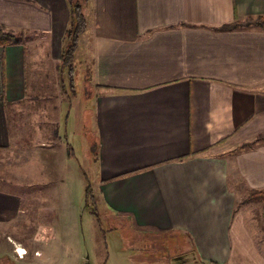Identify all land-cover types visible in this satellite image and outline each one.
I'll return each mask as SVG.
<instances>
[{
    "label": "crops",
    "instance_id": "crops-1",
    "mask_svg": "<svg viewBox=\"0 0 264 264\" xmlns=\"http://www.w3.org/2000/svg\"><path fill=\"white\" fill-rule=\"evenodd\" d=\"M84 9L106 209L139 233L186 235L200 260L264 264L258 228L245 223L264 204L242 203L264 190V26L223 28L264 15V0H85ZM69 21L68 0H0V26L24 35L0 47V149L16 130L8 106L27 98L29 50V64L39 62L33 41L56 44ZM22 203L0 186V224L22 220ZM6 238L11 254L30 251Z\"/></svg>",
    "mask_w": 264,
    "mask_h": 264
},
{
    "label": "rangeland",
    "instance_id": "rangeland-1",
    "mask_svg": "<svg viewBox=\"0 0 264 264\" xmlns=\"http://www.w3.org/2000/svg\"><path fill=\"white\" fill-rule=\"evenodd\" d=\"M72 1L82 7L85 3ZM70 25L56 34V44L53 35L33 41L39 62L36 68L29 64V50L27 98L7 108L16 130L11 126L12 144L0 149V186L22 197L25 214L22 220L0 224L5 230L0 235V264H177L182 258L174 254L189 252L192 246L188 238L139 233L102 201L94 121L99 94L91 75L89 31L77 35L70 67L65 62L73 43ZM245 218L251 231V222L256 224V242L264 245L263 216ZM39 223L46 224L43 239L32 241ZM6 234L30 251H19L22 257L11 254ZM30 246L41 253L34 254ZM260 255L264 259V251Z\"/></svg>",
    "mask_w": 264,
    "mask_h": 264
},
{
    "label": "trees",
    "instance_id": "trees-1",
    "mask_svg": "<svg viewBox=\"0 0 264 264\" xmlns=\"http://www.w3.org/2000/svg\"><path fill=\"white\" fill-rule=\"evenodd\" d=\"M68 5H69V17H70L69 23L71 24L69 27V34H70L69 36L71 38L70 40H72L73 43L69 46L70 49L67 52H65V56H66L65 62H67V64H69V66L71 67L70 60H72V55L75 51L77 35L85 30L86 23H85L84 15L82 13V6L77 2H73L72 0H68ZM242 25L246 27H249V26L250 27L251 26L263 27L264 26V15L259 16L254 19L248 18L245 21H236L235 23L224 26L223 28L224 29L226 28L234 29ZM23 38H24L23 34H15L13 32L5 30L3 27L0 26V47L19 45L23 41ZM242 203L264 204V190L251 191L248 194V196L243 200ZM171 234H172V237L173 236L176 237V235L179 234L180 236H184L188 238V240L191 242L189 237H187L184 234L181 235L177 231H172ZM176 247H178V245ZM178 248H183V246H179ZM189 249H190L189 252L184 251V252L174 254V257L179 256L182 258L181 260L177 262V264H213L211 261H204V260L198 259L197 256L194 255L193 244L192 246L189 247ZM16 253H18V251H16ZM17 255L19 256V254Z\"/></svg>",
    "mask_w": 264,
    "mask_h": 264
},
{
    "label": "bare ground",
    "instance_id": "bare-ground-1",
    "mask_svg": "<svg viewBox=\"0 0 264 264\" xmlns=\"http://www.w3.org/2000/svg\"><path fill=\"white\" fill-rule=\"evenodd\" d=\"M20 253H21L22 255H25V254H26V252H24L23 249L20 250Z\"/></svg>",
    "mask_w": 264,
    "mask_h": 264
}]
</instances>
